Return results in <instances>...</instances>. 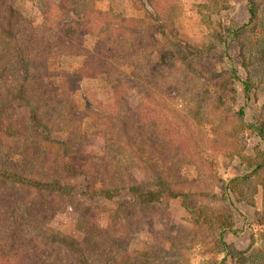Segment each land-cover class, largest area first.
Segmentation results:
<instances>
[{"label":"trees","instance_id":"16d2710c","mask_svg":"<svg viewBox=\"0 0 264 264\" xmlns=\"http://www.w3.org/2000/svg\"><path fill=\"white\" fill-rule=\"evenodd\" d=\"M82 1L54 0L60 14L55 20L48 14L53 4L48 1L38 22L26 20L13 0H0L1 216L8 237L7 248H0V264H129L130 255L113 250L120 230L138 232L135 224L151 226L155 212L177 198L183 199L188 213L196 214L190 194L177 189L169 174L154 167L142 171L146 161L140 157L136 165L128 154L134 153L133 133L140 142L145 137L143 99L135 103L133 91L141 97L144 82L152 80L142 70L143 64L136 69L131 63L143 51L138 41L143 28L125 26L133 20L124 18V25L104 21L107 28L98 29L104 14L80 7ZM243 1L246 20L215 30L214 36L223 45L220 59L232 84L227 93L232 100L234 87L242 93L238 111L242 131L257 140L256 154L236 180L255 185L264 174V103L250 122L244 121V114L252 92L260 85L264 89V0ZM103 32L107 42L100 39ZM85 38L94 39L92 48L84 45ZM231 45L236 47L235 61ZM73 52L82 58L76 72L54 74L51 62ZM120 66L131 73H123ZM96 77L107 80L112 100L80 111L69 93L70 80ZM89 117L92 133H84ZM122 154L128 155V164L118 158ZM227 187V199L238 193L236 185ZM99 201L116 205L107 226ZM65 212L75 216L81 240L53 227L54 219ZM228 217L207 223L216 232L213 249L224 254L213 264H224L236 254L238 264H259L260 258H252L250 252L240 256L243 253L226 245V233L240 234ZM145 259L142 264H153Z\"/></svg>","mask_w":264,"mask_h":264},{"label":"rangeland","instance_id":"374dc122","mask_svg":"<svg viewBox=\"0 0 264 264\" xmlns=\"http://www.w3.org/2000/svg\"><path fill=\"white\" fill-rule=\"evenodd\" d=\"M48 1L54 2L13 0L15 8L26 20L38 22L46 11ZM82 2L85 3L80 7L104 14L102 21L96 24L98 29L107 28L104 21L121 25L124 18L133 20L125 26L143 28L142 37L138 40L143 51L134 56L131 63L136 69L143 64L142 70L146 75L149 73L152 80L144 82L141 97L137 90L133 91L135 103L143 99L141 117L145 137L140 142L135 136L137 134L133 133L130 145L134 153L128 154L134 158L136 165L140 157L146 161L141 164L142 171L146 167L147 171L154 167L169 174L177 189L190 194L188 196L196 209L195 215L190 214L183 199L170 201L165 210L155 212L151 226L135 224L138 232L120 230L115 237L114 252L124 250L131 256L127 259L129 264H142L146 262L145 256L148 263L153 264H213L220 261L224 254L213 249L216 232L212 227L209 229L207 223L229 215L227 222L240 234L233 236L226 233V245L244 254L240 256L250 252L252 258H260L259 264H264V174L255 185L254 181L243 183V180H236L245 173L246 161L256 154L257 140L242 131L243 126L238 119V111L243 106L242 93L234 87L233 100L227 93L232 84L229 83L227 66L220 59L223 45L220 38L214 36L215 30L246 20L244 1ZM56 7L53 3L48 11L53 20L60 16ZM105 37L106 32L101 33L100 39L106 41ZM85 39L84 45L92 48L94 39ZM230 49L235 61L236 47L231 45ZM73 53L51 62L54 74L76 72L82 58L78 52ZM121 71L131 73V69L124 67ZM70 81L69 93L80 111L98 103L106 105L112 100L104 77ZM263 103L264 89L260 85L245 106L244 121L250 122ZM90 119L92 117L86 119L84 133H92ZM125 156L128 155L122 154L118 158L128 164V157ZM230 185H236L238 193L229 194L227 199L225 191ZM1 187L0 182V238H4L0 239V248L4 249L7 248V235L4 234L5 221L1 216L4 206ZM98 203L103 225L107 226L108 215L116 205L114 202ZM52 225L64 235L76 240L83 238L76 229L75 216L69 212L60 213ZM11 229H15V224L11 225ZM238 257L236 254L227 258L224 264H238Z\"/></svg>","mask_w":264,"mask_h":264}]
</instances>
